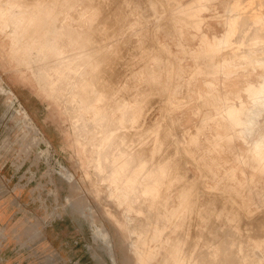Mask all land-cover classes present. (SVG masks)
Wrapping results in <instances>:
<instances>
[{
	"label": "clouds",
	"instance_id": "1",
	"mask_svg": "<svg viewBox=\"0 0 264 264\" xmlns=\"http://www.w3.org/2000/svg\"><path fill=\"white\" fill-rule=\"evenodd\" d=\"M0 79V264H264V0H0Z\"/></svg>",
	"mask_w": 264,
	"mask_h": 264
},
{
	"label": "rangeland",
	"instance_id": "2",
	"mask_svg": "<svg viewBox=\"0 0 264 264\" xmlns=\"http://www.w3.org/2000/svg\"><path fill=\"white\" fill-rule=\"evenodd\" d=\"M206 35V34H205ZM207 36V35H206ZM204 36H203V42H204ZM213 39V38H212ZM206 43V42H204ZM207 45V44H206ZM5 85H8L7 82L4 80L3 82ZM10 86V85H8ZM12 87L15 92L18 94L21 102L24 104V106L28 109V111L30 112L31 116L33 117L34 121L37 123V125L40 127V129L42 130L43 133H45V130L40 126V123H39V117H35L34 118V115H33V108H38L39 105H37L36 101L33 100L31 102V105L29 104H26L25 103V99L23 98V96L18 92V90L14 87V86H10ZM8 100L7 98L2 94L0 93V115H7L9 113L12 114V120L16 123V125L19 127V129L24 133V135L26 137L30 136L31 137V140H32V144H34L36 146V148L40 151V155L42 157H46L47 156V150L46 149H41L40 148V145H49V141H48V144L45 143V141H41L40 140V135L41 134H36L35 132L33 131H28L26 130V134L24 132L25 129H27V126L25 124V122L23 121L22 119V116L19 115L17 112H16V106H18V104H16L15 107H10L9 108V105H8ZM46 135V134H45ZM7 141H2L0 142V147ZM5 149H3L2 151H4ZM13 150V146H11L9 148V152H11ZM23 167H27V165H23ZM13 169H15L17 171V173L23 171V168L21 167L20 164H15V163H10L8 161H6L5 159H3V157H0V171H12ZM15 181H13L14 183ZM257 209V211H256ZM262 209V210H261ZM263 209L264 207H261L259 204H256L253 207L249 208L247 211L253 215V217H257L255 216L259 214H264L263 212ZM258 213V214H257ZM260 214L258 216H260ZM64 223H70V221L68 220H65ZM60 226V222H58V227ZM74 250H79V251H76V254L74 256V259H78L80 264H91V257L90 255L88 254V252L86 250H83L82 248V245L81 244H76L74 246Z\"/></svg>",
	"mask_w": 264,
	"mask_h": 264
},
{
	"label": "bare ground",
	"instance_id": "3",
	"mask_svg": "<svg viewBox=\"0 0 264 264\" xmlns=\"http://www.w3.org/2000/svg\"><path fill=\"white\" fill-rule=\"evenodd\" d=\"M204 42H206L205 44H207V46L209 48H213V47H219V45L221 44V41L216 40L215 38H209L208 36L204 35ZM3 79H0V93H2L8 100V105L9 108L10 107H15L16 104H18V106H16V112L22 116L23 121L25 122L27 129L24 130L25 134L27 133L26 130L28 131H33L36 134H41L40 135V140L41 141H45L46 144H48V139L45 135V133L42 132V130L40 129V127L37 125V123L34 121L33 117L31 116L30 112L28 111V109L24 106V104L21 102L18 94L15 92V90L8 86L5 85ZM255 89L254 87H250L249 88V92H253ZM235 108H230L225 115L229 118V119H235ZM11 144H8L7 142H5L1 147H0V151H2L3 149L9 150V148L11 147ZM254 208V207H253ZM262 210V209H261ZM257 211V209H256ZM264 212V209H263ZM258 214V213H257ZM260 214V212H259ZM258 214V215H259ZM263 214V213H262ZM258 215L255 214V216L259 217ZM261 215V214H260ZM253 216V215H252Z\"/></svg>",
	"mask_w": 264,
	"mask_h": 264
}]
</instances>
